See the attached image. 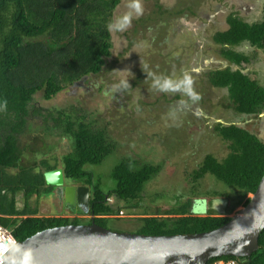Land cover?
Here are the masks:
<instances>
[{"label": "trees", "instance_id": "16d2710c", "mask_svg": "<svg viewBox=\"0 0 264 264\" xmlns=\"http://www.w3.org/2000/svg\"><path fill=\"white\" fill-rule=\"evenodd\" d=\"M119 1L0 0V224L10 230L16 241L44 228L88 223L90 219L108 228L109 220L119 223L127 218L130 228L110 229L153 235L206 231L230 219L212 209L204 215L193 214L190 207L196 197L180 201L178 196V203L163 209L156 205L151 213L141 199L147 192L145 183L161 166L139 163L128 155L114 164L110 171L114 185L103 190L91 165L100 164L116 146L107 129L78 110L73 115L72 111L58 109L53 115L49 109L42 111L34 106L35 93L40 91L42 98L49 101L67 86L101 72L110 55V25ZM225 21L227 27L216 31L212 39L220 45V56L229 65L208 71L207 79L212 86L226 90L228 103L224 107L241 116H258L264 110V85L244 71L242 64L250 63V54L233 47L247 44L264 51V0L257 20L248 22L229 13ZM33 115L43 117L48 132L70 138V146L61 157L62 170L66 178L88 188L86 215L91 217L38 215L40 196L52 190L45 183L43 172L55 168L58 161L51 164L45 157L33 162L21 160L26 146L20 144V136ZM213 128L226 143L227 152L221 158L212 153L203 156L188 173L190 190L193 193L195 184L205 174L212 175L229 189L226 193L214 192L232 200L226 206L229 212L243 206L260 181L264 140L257 132L233 122L219 121ZM19 193L23 201L20 208L16 202ZM122 210L129 216L137 215L115 217ZM220 258L264 264V228L258 235L257 249L249 257L217 256L205 264Z\"/></svg>", "mask_w": 264, "mask_h": 264}, {"label": "rangeland", "instance_id": "374dc122", "mask_svg": "<svg viewBox=\"0 0 264 264\" xmlns=\"http://www.w3.org/2000/svg\"><path fill=\"white\" fill-rule=\"evenodd\" d=\"M261 8L262 0H120L110 25V55L101 72L67 86L49 101L39 91L32 102L53 115L58 109L73 115L78 110L107 129L116 146L100 164L91 165L103 190L114 185L110 177L114 164L128 155L139 163L161 166L145 183L147 192L141 199L151 213L156 205L163 209L178 203L179 196L180 201L196 197L190 207L195 215L212 209L231 217L242 206L227 212L232 200L214 193L229 189L205 174L192 193L188 173L206 153L221 158L227 152L226 143L213 128L216 122L241 124L264 140V110L253 117L235 113L223 106L228 103L226 90L212 86L207 79L208 71L229 65L220 56V45L212 39L216 31L227 27L226 16L234 13L253 22L260 17ZM233 48L250 54V63L242 64L244 71L264 85V51L247 44ZM42 121L37 115L30 118L20 136L31 159L26 161L50 155L48 159L52 156L61 163L70 138L48 132ZM135 215L122 210L115 217ZM126 221L109 220L107 226L126 230L131 227Z\"/></svg>", "mask_w": 264, "mask_h": 264}, {"label": "water", "instance_id": "95a60500", "mask_svg": "<svg viewBox=\"0 0 264 264\" xmlns=\"http://www.w3.org/2000/svg\"><path fill=\"white\" fill-rule=\"evenodd\" d=\"M43 178L64 206H88V188L68 184L59 167ZM248 201L220 226L188 234H140L88 223L39 230L16 241L0 264H205L217 256L249 257L264 228V170Z\"/></svg>", "mask_w": 264, "mask_h": 264}, {"label": "crops", "instance_id": "0c3cea01", "mask_svg": "<svg viewBox=\"0 0 264 264\" xmlns=\"http://www.w3.org/2000/svg\"><path fill=\"white\" fill-rule=\"evenodd\" d=\"M21 144V143H20ZM29 150H34L33 148L31 147H28ZM50 155H47V156H43L45 158H49ZM27 158L29 159V157L26 156L25 152L23 151L22 153V156H21V160L23 162H27ZM31 160V159H29ZM49 162L51 164H54L55 163V160L54 158L51 156L50 159H48ZM58 161V160H57ZM33 162V161H32ZM56 167H59L62 169V164L61 163H58ZM67 179V182L68 184H73L69 181L68 178H65ZM51 193L49 194H46V198H44L43 195L42 196V199H40L39 203H38V215H48V216H51V215H61V216H68V217H73L74 215H76V213H78V209L75 210V212H73V209L70 207V206H64L62 204V202L60 201L59 197L58 196H54V195H50ZM21 195L22 194H18L16 196V202H17V206L20 208L22 207L23 205V201L21 199ZM43 200V201H41ZM45 202H48L50 205L46 204ZM52 205L54 206V209H52Z\"/></svg>", "mask_w": 264, "mask_h": 264}, {"label": "built area", "instance_id": "2783aa9c", "mask_svg": "<svg viewBox=\"0 0 264 264\" xmlns=\"http://www.w3.org/2000/svg\"><path fill=\"white\" fill-rule=\"evenodd\" d=\"M16 240L7 227L0 224V263L3 260L4 255L15 244ZM241 262V263H240ZM243 259L229 258V259H216L209 264H242Z\"/></svg>", "mask_w": 264, "mask_h": 264}, {"label": "flooded vegetation", "instance_id": "af4514ba", "mask_svg": "<svg viewBox=\"0 0 264 264\" xmlns=\"http://www.w3.org/2000/svg\"><path fill=\"white\" fill-rule=\"evenodd\" d=\"M65 178H66V177H65ZM75 183H76V182H75ZM73 184H74V183H73ZM76 185H79V184L77 183ZM74 208H75V207H74ZM81 208H83V209H80V211H83L84 214H82V213L79 214L80 211H78V213H76L75 216H77V217H86V209H87V208L84 207L83 205L81 206ZM76 209H77V208H76ZM76 209H75V210H76Z\"/></svg>", "mask_w": 264, "mask_h": 264}, {"label": "clouds", "instance_id": "9594fccd", "mask_svg": "<svg viewBox=\"0 0 264 264\" xmlns=\"http://www.w3.org/2000/svg\"><path fill=\"white\" fill-rule=\"evenodd\" d=\"M125 83V86H127V82H124ZM80 185V184H79ZM249 195V194H248ZM196 198H194L193 199V202H194V200H195ZM199 199V198H198ZM202 199H204V197L202 198ZM74 211H75V209H74ZM78 211H80V209H78ZM80 214V213H79ZM198 215V214H197ZM75 216V215H74ZM89 217H91V215H89Z\"/></svg>", "mask_w": 264, "mask_h": 264}]
</instances>
